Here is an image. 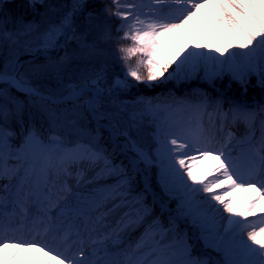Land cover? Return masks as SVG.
Returning a JSON list of instances; mask_svg holds the SVG:
<instances>
[{
    "label": "snow or ice",
    "instance_id": "obj_1",
    "mask_svg": "<svg viewBox=\"0 0 264 264\" xmlns=\"http://www.w3.org/2000/svg\"><path fill=\"white\" fill-rule=\"evenodd\" d=\"M4 4L0 264H264V101H238L219 88L218 97L195 89L194 99L121 98L141 84L200 79L215 88L225 77L242 95L253 78L264 91V0H113L115 11L103 12L120 21L118 37L92 11L81 30L88 0H28L33 11L45 9L39 22L13 17ZM112 40L130 42L117 48L122 77L109 82L102 62L64 80L73 61L91 66L105 56L99 45ZM48 76L55 89L33 83ZM11 89L45 115L46 137L34 124L23 130L24 101L10 98ZM13 116L19 144L7 126ZM153 168L167 201L152 189ZM173 200L165 227L153 206L163 214ZM178 222L218 258L194 256Z\"/></svg>",
    "mask_w": 264,
    "mask_h": 264
},
{
    "label": "rangeland",
    "instance_id": "obj_2",
    "mask_svg": "<svg viewBox=\"0 0 264 264\" xmlns=\"http://www.w3.org/2000/svg\"><path fill=\"white\" fill-rule=\"evenodd\" d=\"M6 1H10V0H5V2ZM88 1L89 2H97V3H95L93 5V8H91V10H88L87 12L92 11V12L97 13L98 14L97 21L100 23L101 27H103L105 22H106L107 25L111 27L112 31L113 30L115 31L116 27L120 23V21L115 16L108 15V14H105L103 12V9L105 7H107L112 12L115 11V6L113 5V0H88ZM50 2L53 3V0H50ZM37 7L39 8V6H37ZM40 9L42 11L39 12V14L37 13L38 14L37 16L34 15L35 17H33L32 19L29 18L30 20L28 19V20H24V21L25 22L32 21V20H36L38 22L41 21L40 13L44 12L45 9H43L41 7H40ZM86 14H85V16H86ZM85 16L83 17V19L79 23L81 25V30H83V28L85 26L84 25ZM9 27H12V25H9ZM96 31H98V30H96ZM116 34L119 35V36L121 35V33H118V32H116ZM92 38H93V36L90 35L89 39L91 40ZM114 42L117 45L111 47L110 53H109L108 56H106V57L104 56L105 59L110 58L111 61H107V62H112L111 65H113V66L110 65L112 67V70L109 71L110 73H113L116 70L117 71H124L122 66L120 67L119 64L118 65L114 64V63H120L121 64V62L117 59V57L119 55V53L117 52V48L119 46H130V42L129 41L127 43L125 42L123 44L117 42L116 40ZM105 45L106 44L101 43L99 46L104 49V52L105 51L108 52V48H105ZM61 53H62V51L59 54H61ZM135 61H137V58L134 57L132 60H130L128 62L131 65V62L133 63ZM74 62L78 63V64H83L84 63L82 61H74ZM110 66H108V67H110ZM114 75H116V74H114ZM218 82L219 81H216V87L215 88L209 86L206 82H203L200 79H193L191 81L179 82V83L175 82V81H170V82H168L166 84L160 85L159 87H155V88H151V89L146 88L143 84H141V85H139V87L132 88L133 90L131 89L127 94H125L121 98L130 101V100L135 99V97H137V96L167 97L169 94H172V95H174L176 97H180V98L191 97V98L194 99L195 97H192V93H193V90H195V89H203L204 91L208 92L212 97H218L219 93L216 91V89L219 88L217 86ZM255 82H256L255 78H253L250 85H254ZM0 87H2V86H0ZM134 90H137V92L134 91ZM221 91L224 92L223 90H221ZM9 96H10V98H15V99H19V100L24 101V111H23V117H22L23 118V130H27V128L30 125L34 124L36 126V128L40 129V131L46 137L48 135L49 128H48L47 118L45 117V115L37 107H34V106H32L29 103V99H28L27 96H25L22 93L17 92L15 89H11L10 90ZM227 97H231V96H227ZM3 102H4V100L0 99V103H3ZM8 106L10 108L13 107L11 99L8 101ZM70 106H71L70 104H68V105H60V107H70ZM0 123H3V121H0ZM7 126L10 127L11 129H13L14 131H16L17 137L13 140V143L14 144H18L17 140H19V139H17V138L21 137L22 129H21V125L17 123L15 116H13L8 121ZM150 132H151L150 128H145V136L148 137L149 140H150V135H149ZM242 132L237 133V135L241 134ZM121 159H123L122 156H120V155L116 156V160L117 161H119ZM125 163H126V161H125ZM152 181L154 182V185H155V190L154 191L156 192L158 198L161 199V200L167 201L168 198L166 196H164V194L162 193L159 185L156 183V169L154 170V168L152 169V172H151V183H152ZM152 187H153V185H152ZM142 188H143V185H142L141 182H139L138 185H137L136 191H140ZM148 203L151 204V197H149ZM170 203L173 206V210L172 211L170 210L168 212H164L163 214H159L158 215V216H160V219L163 222L165 227L168 226V216L170 214H174V210H175V207H176V201H171ZM156 205L153 206L154 207V211L156 210ZM154 211H153V216L155 214ZM149 219H151V217ZM250 219H254V218H250ZM178 223H179L180 230H184L185 228H187V231H188V234H189V243L193 244V252H194V250L196 248V242L194 240L195 239L194 233H195L196 230H194L190 226L186 225L185 222H178ZM142 228L143 227H141L139 229H142ZM136 232L137 231H134V232L131 233L130 239L135 240L137 237H139L137 235L134 238L135 234H138ZM193 255H194V253H193ZM194 256L203 257L205 255H197V254H195ZM207 256H209V255H207Z\"/></svg>",
    "mask_w": 264,
    "mask_h": 264
},
{
    "label": "trees",
    "instance_id": "obj_3",
    "mask_svg": "<svg viewBox=\"0 0 264 264\" xmlns=\"http://www.w3.org/2000/svg\"><path fill=\"white\" fill-rule=\"evenodd\" d=\"M63 2V0H53V3H60ZM4 11L9 13L10 15H12L13 17H23V20H28L29 18H33L35 16H37L39 14V12H41L42 10L40 9V7L33 11L31 8L28 7V1L27 0H10V1H6L4 4ZM38 13V14H37ZM35 15V16H34ZM30 20V19H29ZM112 35L113 37H118L119 35L116 34L115 31H112ZM115 40L110 41L109 43H106L105 48H108V52L105 51V57L109 55L110 53V49L113 46H116L117 44L114 42ZM117 42L123 44V43H127L128 41H124V40H116ZM107 61H111L110 58L105 59L104 57L100 58V61H94L92 63L91 66H89L86 62H84L83 64H78L75 63L73 61V65L69 67V69L64 73V80L67 81L69 79L71 80H77L79 78V75L82 71H90L92 67H96L98 68L100 66V63L104 62L107 63V66H110L112 64V62H107ZM44 62V58H41L37 61H35V63L39 64V63H43ZM115 65H118L121 67L122 65L120 63H114ZM129 64V62H128ZM130 65V64H129ZM136 65V61L135 62H131V66H135ZM113 66V65H111ZM108 67V79L109 82H111L112 77L116 75H121L123 76V72L124 71H115L113 73H110L109 71L112 70V67ZM124 69V68H123ZM143 71V69L141 70ZM33 83H40L41 85H45L47 87L53 88L55 89L57 87L56 84V80L51 77H42L39 80H34ZM228 83V78L226 77L223 81H219L217 86L219 88L225 89L227 92L229 93H234L238 96H240L243 99L249 98V97H256L260 95L261 89L258 87H253V85H249L248 88V92L244 95L241 94V89L239 87L238 84H236L235 82L232 83V87L231 89H227L226 85ZM255 85V84H254ZM41 89H45L44 87H42Z\"/></svg>",
    "mask_w": 264,
    "mask_h": 264
},
{
    "label": "bare ground",
    "instance_id": "obj_4",
    "mask_svg": "<svg viewBox=\"0 0 264 264\" xmlns=\"http://www.w3.org/2000/svg\"><path fill=\"white\" fill-rule=\"evenodd\" d=\"M212 163H214V161H209V162H207V166L210 168ZM202 167H203V166H202ZM142 185H143V183H142ZM246 196H247L246 193H242V192H241V193H238V202H242V200H243ZM168 208H169V207H168ZM156 209H160L159 203L156 205ZM165 212H168V211H165ZM160 213H161V209H160ZM225 215H227V214H225ZM136 233H137V232H136ZM136 236H137V234H135L134 237H136ZM138 236H139V235H138ZM202 247H203V246H202ZM205 250L208 251V252L210 253V255H211V257H212L213 259L218 258V256H219L218 253L212 251L211 249H205Z\"/></svg>",
    "mask_w": 264,
    "mask_h": 264
},
{
    "label": "water",
    "instance_id": "obj_5",
    "mask_svg": "<svg viewBox=\"0 0 264 264\" xmlns=\"http://www.w3.org/2000/svg\"><path fill=\"white\" fill-rule=\"evenodd\" d=\"M91 5H92L91 3H88V7L91 6ZM88 7H87V8H88ZM87 8H86V9H87ZM86 9H85V11H86ZM80 17H81V15L77 18V21H78V19H79ZM27 59H29V58H27ZM25 60H26V59H25Z\"/></svg>",
    "mask_w": 264,
    "mask_h": 264
}]
</instances>
